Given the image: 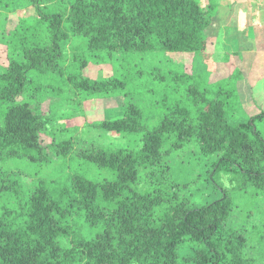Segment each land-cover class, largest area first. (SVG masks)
<instances>
[{"label": "trees", "instance_id": "1", "mask_svg": "<svg viewBox=\"0 0 264 264\" xmlns=\"http://www.w3.org/2000/svg\"><path fill=\"white\" fill-rule=\"evenodd\" d=\"M16 2L33 6L36 16L8 30L0 71V264H254L246 236L230 224L236 204L220 174H230L251 200L264 199V111L242 112L236 70L209 83L172 64L145 71L136 56L210 50L215 5L0 0V7L12 11ZM71 36L83 46L71 43L68 55L62 44ZM90 58L114 60L115 73L86 77ZM65 87L85 99L121 96L122 115L98 127L127 143L76 152L69 139L57 141V158L72 153L111 176L96 181L73 170L25 188L2 163L54 161L40 141L42 132L51 134L40 105L47 92L62 97ZM144 93L154 122L147 98L135 100ZM198 182L210 183L216 197L198 204L179 194Z\"/></svg>", "mask_w": 264, "mask_h": 264}, {"label": "rangeland", "instance_id": "2", "mask_svg": "<svg viewBox=\"0 0 264 264\" xmlns=\"http://www.w3.org/2000/svg\"><path fill=\"white\" fill-rule=\"evenodd\" d=\"M209 1L216 7L211 25L207 29L208 35L214 39L210 50L197 54H137V57H141L139 64L145 71L162 69L172 64L209 83L224 80L236 70L234 82L243 107L242 112L247 116L258 114L261 110L264 111V0ZM200 2L206 3V0ZM24 5L16 2L12 11L0 7V71H5L8 63L6 43L8 30L13 29L19 19L36 16L33 6ZM71 43L79 48L83 46L78 39L71 36L68 42L63 41L62 44L64 52L68 55L72 52ZM113 62L90 58L82 70L83 75L92 79L110 77L115 73L114 66L117 65L114 60ZM47 94L46 99L41 101L40 109L42 114L49 116L51 120L48 126L51 134L46 135L42 132L40 141L45 146V152L54 158V161L50 164L37 165L29 163L24 158L10 159L2 163L7 174L18 177L25 188L38 178L49 180L73 170L84 171L88 177L96 181L110 177V173L105 170L74 159L75 155L72 153L64 158H57L51 145L69 139L73 144V151L76 152L97 144L126 145V138L123 135L98 127L101 121L116 119L122 115L124 99L121 96L85 99L81 95L77 96L70 87L62 90V97H55L50 92ZM145 97L147 101L144 110L148 118L154 122L157 113L152 103L148 101L151 94L144 93L141 97H135V100L144 102ZM220 175L221 183L236 204L230 224L246 236L245 251L253 258V263L264 264V199L257 197L251 200L253 195L247 193V189H239L230 174L221 172ZM179 194L191 196L198 204L216 197L213 186L207 182L193 183L188 188L180 190ZM1 202L5 203L4 200Z\"/></svg>", "mask_w": 264, "mask_h": 264}]
</instances>
